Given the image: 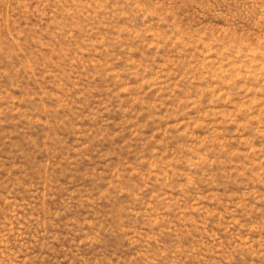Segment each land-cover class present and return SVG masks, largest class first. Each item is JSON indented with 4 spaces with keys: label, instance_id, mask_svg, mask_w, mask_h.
I'll use <instances>...</instances> for the list:
<instances>
[{
    "label": "rangeland",
    "instance_id": "obj_1",
    "mask_svg": "<svg viewBox=\"0 0 264 264\" xmlns=\"http://www.w3.org/2000/svg\"><path fill=\"white\" fill-rule=\"evenodd\" d=\"M0 264H264V0H0Z\"/></svg>",
    "mask_w": 264,
    "mask_h": 264
}]
</instances>
